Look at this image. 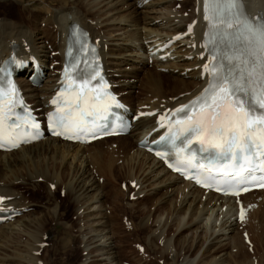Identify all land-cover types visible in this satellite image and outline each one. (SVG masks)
<instances>
[{
    "label": "bare ground",
    "instance_id": "1",
    "mask_svg": "<svg viewBox=\"0 0 264 264\" xmlns=\"http://www.w3.org/2000/svg\"><path fill=\"white\" fill-rule=\"evenodd\" d=\"M56 1L49 7L45 0H0V9L7 12L0 11V58L13 54L24 62V69L15 77L24 99L38 118L44 119L59 85L68 29L77 23L99 46L111 88L128 107L131 129L123 136L86 145L46 136L11 152L0 151V196L4 199L0 211L12 215L0 224V264H43L36 254L50 236V230L44 228L46 220L66 230L70 243H77V264H123L124 241L105 204L102 186L103 180L110 185L119 178L113 174L117 164L122 181L132 190V198L149 197L150 204L166 214L163 225L160 221L164 216L155 220L158 225L143 238V244L156 251L158 258L165 256V264H252L253 260L245 257L248 249L244 248V237L254 251L260 244L264 258L263 191L230 198L201 190L166 170L141 145L150 133L149 141L160 135L155 132L158 114L170 113L206 85L207 76L201 78L207 56L202 45V0ZM244 1L250 14L264 17V0ZM194 19V32L186 34L187 24ZM178 35L181 38L172 42ZM155 50L157 53L150 55ZM165 54L166 58L160 59ZM38 71L42 77L33 84L32 76ZM160 78L170 80V89L160 86ZM48 158L46 171H33L38 160ZM55 165L61 171L49 174L48 168ZM27 181L47 182L48 194L63 190L72 208V223L65 220L57 202L49 200V206H44L27 201L18 188L19 183L27 185ZM116 192L112 190V200ZM238 204L242 205L243 218L236 217ZM35 205L45 210V217L33 213ZM146 223L145 216L137 228L142 229ZM241 225L245 227L240 232L244 233L242 237L237 233ZM167 228L173 234L166 238L163 233ZM42 251L46 254L45 249ZM239 254L241 258L236 260ZM229 256L232 261H228ZM136 264L147 263L144 260Z\"/></svg>",
    "mask_w": 264,
    "mask_h": 264
},
{
    "label": "snow or ice",
    "instance_id": "2",
    "mask_svg": "<svg viewBox=\"0 0 264 264\" xmlns=\"http://www.w3.org/2000/svg\"><path fill=\"white\" fill-rule=\"evenodd\" d=\"M204 20L208 28L203 46L209 51L206 86L176 108L173 118L160 117L158 123L166 131L157 141L161 151L156 155L175 153V163L166 161L173 171L187 179L185 168H203L196 174L197 184L209 188L215 184L218 191L236 194L234 189L256 179L252 165L259 162L264 171V17L247 16L244 0H204ZM71 36L82 52L88 48L86 33L75 25ZM80 62L77 59L71 70L65 67V86L50 102L54 110L47 117L49 131L65 139L95 138L106 132L97 122L123 107L108 91L98 66L81 74L76 66ZM10 66L22 69L24 62L13 57ZM12 76L9 65L0 66V147L5 143L17 147L40 135V125L24 106ZM17 106L23 108V117L14 111ZM21 119L23 129L16 122ZM117 119L122 127L128 126L122 117ZM28 127L35 130L30 135ZM198 153L207 154L208 167L192 163Z\"/></svg>",
    "mask_w": 264,
    "mask_h": 264
},
{
    "label": "rangeland",
    "instance_id": "3",
    "mask_svg": "<svg viewBox=\"0 0 264 264\" xmlns=\"http://www.w3.org/2000/svg\"><path fill=\"white\" fill-rule=\"evenodd\" d=\"M42 1L44 3V0H42ZM45 3H47L49 7H52L53 5L55 6L58 2L56 0H45ZM179 5L180 4H177L176 8H178ZM38 6H42V4H38ZM186 7L189 9L190 4H187ZM0 11H1V13L3 12V14L7 13L2 9H0ZM186 14L187 13H185L184 15L186 16ZM7 15H11V13L10 14L8 13ZM151 65H152V63H151ZM149 66H150V64H149ZM145 68L148 69L149 68L148 65H146ZM151 68L152 67H150L149 69H151ZM165 82H167V83H165ZM158 83L160 84V86L162 85L161 86L162 88H164V89L169 88L170 89L171 82L169 79L160 78L158 80ZM167 84H168V86H167ZM111 143H117V142H108V144H111ZM101 146H103V145H101ZM40 160H38L37 164H35L33 171H35L37 169H39V171H43V170L46 171V169L48 167L47 163H49L50 159L48 158L45 160H42V159H40ZM58 161L59 160L56 159V162H58ZM38 164H39V166H38ZM44 165H46L47 167ZM118 165L119 164H117L116 166L113 167V174H114V176H119V178L117 177V180L110 185L105 180H103L102 186H103V189L105 191V193H104L105 198H106L105 204L109 205V207H110L109 213L111 215H113L112 217L115 218L116 223H117V229L119 230V233L121 235V239L124 241L123 247L121 249L122 250L121 258L124 261L123 264H136L137 261H144V260L147 264H165L166 261H163V260H165V258H164L165 256L163 258H158L157 252L152 250V249H149L145 244H143L144 243L143 240L147 237V235L149 233L152 232L153 228L158 225L155 220L162 219L161 217L164 216L163 220L160 221L161 225H163L166 214L165 213L162 214L164 212L163 209H160V208L157 209L156 207L154 208V206L152 204H150L152 202L149 201V197H143L139 200H134L132 198L131 188L129 189L127 182L122 181L123 178H122V175H120L122 172L120 173V171L119 172L117 171ZM49 167H50V165H49ZM55 170H56V173H55ZM48 171H49V174H51V175L52 174H58V172L61 171V168L59 167V165H55V168H53V169L48 168ZM115 171H116V174H115ZM118 173H119V175H118ZM23 175L24 174H22V176ZM47 182L49 183V180H47ZM47 182H42V183L38 182L37 184L32 183L33 184L32 185L30 181H27V185L19 183L20 185L18 186V188H19V190H21V192L23 194L25 193L27 201L32 200L33 203H35L36 205L39 204V205L49 206V204H48L49 200L54 202V203L57 202L59 204L60 211L63 213V217L65 218V220L68 223H72V221H73L72 208H71L70 203L68 202L67 197L63 195L64 191L62 190L60 192L59 189H56L55 191L51 192V194H48L47 193V186H48ZM122 185H124L125 187L127 185V187L125 189H122L123 188ZM34 186H35V188H33ZM51 189H53V188H51ZM111 189L117 191L116 197L114 200H112V196H111L112 190ZM120 193L122 194V197L119 196V195H121ZM117 196H119V197L117 198ZM132 200H133V202L135 201L134 202L135 204L132 202ZM126 203H129V206H126ZM36 205L32 209L33 213L35 215L39 214V215H42L45 217V215H44L45 210L41 207L36 208ZM40 209H42V210H40ZM41 212H43V213H41ZM145 216L148 217V223H146L145 227H143L142 229L137 228L138 223ZM242 226L243 225H241L237 229L238 230L237 233L241 237L244 234L243 233L241 235L242 231L245 230V227H242ZM44 228L47 230H50V232H49L50 236L48 237V239H46L47 241H44L43 248H42V250L45 249L46 254H44V251L40 250L39 255H37V257H39L40 260L43 259L42 260L44 262L43 264H77V262L80 259V249L78 248L77 243L75 241H73L72 243H70L68 241V237H69V234H67L68 232L59 226L53 225V223L50 220L45 221ZM161 228H163V226H161ZM242 228H244V230H242ZM166 230H168V231L166 232ZM166 230L164 231L163 235L167 238L168 236H171L173 234V232H172L173 230H171L169 228H167ZM182 233L185 234V231H183ZM239 240H240V237H239ZM133 242H135V245H133L134 244ZM243 245H244L245 249H248L247 251L246 250L244 251L245 253L247 252L245 257H248V260H250V261L253 260L252 262L255 261V262H257L256 264H258V263L264 264V258L261 256L262 251L260 250V244H258L259 248L256 249L255 251L252 249V243L247 244L246 242H244ZM257 256H259V257L261 256L263 258V260L260 259L261 257L259 258ZM230 258H231V260H230ZM234 258L235 259L237 258L236 260H240V258H241L240 254L235 256ZM229 260L232 261V256L228 257V261ZM259 260H260V262H259ZM261 261H263V262H261ZM162 262H164V263H162Z\"/></svg>",
    "mask_w": 264,
    "mask_h": 264
}]
</instances>
